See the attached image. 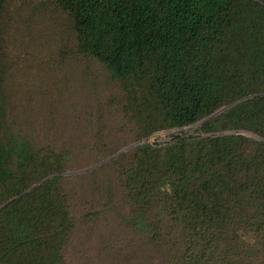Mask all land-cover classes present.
Here are the masks:
<instances>
[{
  "label": "trees",
  "instance_id": "trees-1",
  "mask_svg": "<svg viewBox=\"0 0 264 264\" xmlns=\"http://www.w3.org/2000/svg\"><path fill=\"white\" fill-rule=\"evenodd\" d=\"M37 1L68 15L78 54L118 83L141 144L105 165L124 212L89 215L78 262L73 151L11 114L0 0V264H264V0ZM251 96L196 134L151 141Z\"/></svg>",
  "mask_w": 264,
  "mask_h": 264
},
{
  "label": "rangeland",
  "instance_id": "rangeland-1",
  "mask_svg": "<svg viewBox=\"0 0 264 264\" xmlns=\"http://www.w3.org/2000/svg\"><path fill=\"white\" fill-rule=\"evenodd\" d=\"M4 2L10 111L33 137L73 151L66 186L77 224L73 251L81 262L87 248L89 215L102 214L107 204L106 211L112 208L114 218L124 212L118 167L105 165L110 154L135 144V131L120 114L118 83L99 62L78 54L66 13L52 2ZM200 126L162 131L151 141L196 134ZM96 183L102 190L99 197L89 194Z\"/></svg>",
  "mask_w": 264,
  "mask_h": 264
},
{
  "label": "water",
  "instance_id": "water-1",
  "mask_svg": "<svg viewBox=\"0 0 264 264\" xmlns=\"http://www.w3.org/2000/svg\"><path fill=\"white\" fill-rule=\"evenodd\" d=\"M252 97H253V96L248 97V98H243V99H241V100H238V101L232 103L231 105H229V106H227V107L222 108L221 110H219V111L216 112L215 114L211 115V116L208 117L207 119H205V120L201 121L200 123H198L197 125H202V124H204L205 122H208V121L212 120L213 118H215V117L221 115L223 112H225L226 110H228V109H230L231 107H233L234 105H236L237 103H239V102H241V101H243V100H245V99L252 98ZM140 144H141V143H136V144H134V145H132V146H129L128 148H126V149H124V150L118 152L117 154H115L114 156L108 158L107 160H111V159H113L114 157H117L118 155H120V154H122V153H124V152H127V151L133 149V148L136 147V146H139ZM85 171H87V170H85ZM82 172H83V171H82ZM48 179H49V178H47V179L43 180L42 182H40L39 184L33 186L30 190L36 188L37 186H39V185L42 184L43 182L47 181ZM30 190H28L27 192H29ZM27 192H25V193L19 195L18 197L14 198V199L11 200V201H14V200H16V199L22 197V196L25 195ZM11 201H10V202H11ZM10 202H8V203H10ZM2 207H3V206H2Z\"/></svg>",
  "mask_w": 264,
  "mask_h": 264
}]
</instances>
